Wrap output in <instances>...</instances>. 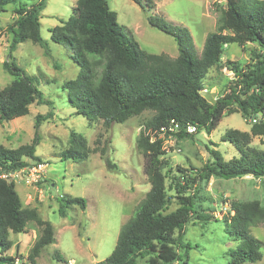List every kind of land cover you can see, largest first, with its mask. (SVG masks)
Masks as SVG:
<instances>
[{"label": "trees", "instance_id": "trees-1", "mask_svg": "<svg viewBox=\"0 0 264 264\" xmlns=\"http://www.w3.org/2000/svg\"><path fill=\"white\" fill-rule=\"evenodd\" d=\"M46 1L0 0V13L13 5L17 14L8 26L13 39L8 59L3 63L15 78L0 89V121L28 114L35 101L45 102L38 78L15 63L13 51L27 40L50 50L41 33ZM134 1L144 7L141 0ZM164 20L152 16L150 23L175 38L177 57L142 49L133 36L124 32L109 0H77L73 15L50 28L51 39L69 48L80 66L78 77L72 81L71 94L78 114L102 119L110 127L144 110L155 112L137 139L151 187L123 224L111 254L99 264H187L192 243L184 238L185 227L192 221L202 226L220 221L214 210L204 206L201 194L204 183L212 176L226 179L264 176V149L246 145L239 138L245 133L238 130H230L223 136V140L237 147L238 156L226 160L220 150L210 148L212 159L200 168L189 169L171 165L164 157L165 138L159 136L161 127L172 125L173 120L179 129L166 132L165 137L172 133L178 138H188L202 130L212 132L224 116L234 112H240L252 124L253 135H264V0H226L217 30L208 33L201 53L197 52L187 27ZM226 30L231 33H224ZM233 43L256 45L249 63L240 65L223 60L226 48ZM214 66L218 70L227 66L234 77L226 73L225 90L212 101L202 89L207 85L208 71ZM51 116L52 112L38 114L37 125ZM188 125H195L197 131L188 132ZM71 136L73 146L64 152V157L75 161L87 159L90 150L86 138L75 131ZM38 142L36 134L32 144L15 149L0 145V264H26L22 261L23 254H18L19 246L16 255L7 251L13 244L10 233L27 232L29 222L41 227V235L28 257L32 264H36L45 246L56 241L52 222L43 219L37 208H25L15 182L2 177L31 163H42L36 154ZM106 162L112 167L108 158ZM168 175L173 194L167 187ZM173 199H177L178 207L170 210ZM71 205L86 209L87 200L60 196L62 216H67ZM231 206L235 214L227 221L226 232L233 240L241 241V245L229 250L228 264L261 260L263 243L251 233L250 227L264 222V208L234 201Z\"/></svg>", "mask_w": 264, "mask_h": 264}, {"label": "rangeland", "instance_id": "rangeland-1", "mask_svg": "<svg viewBox=\"0 0 264 264\" xmlns=\"http://www.w3.org/2000/svg\"><path fill=\"white\" fill-rule=\"evenodd\" d=\"M142 7L134 0H109L110 7L118 14L124 32L133 36L141 48L149 53H165L171 57L179 54L175 38L153 26L152 16L163 22L187 27L198 53L202 52L208 33L216 31L226 0H141ZM77 0H47L42 11L41 33L49 42V51L31 40L17 45L13 60L29 75L36 76L44 93V103L35 101L28 114L9 121H0V145L15 149L32 144L39 136L36 154L44 164L41 178L35 184H26L18 178L15 186L25 208H37L41 217L50 220L55 229V243L44 247L36 264H99L113 251L123 224L135 213L151 185L144 169L143 151L137 139L145 122L155 113L144 110L123 123L107 127L102 119H89L77 113L72 102V81L80 73V66L73 52L64 44L51 39L50 28L69 19ZM17 18L14 6L0 13V89L15 78L5 67L13 34L9 24ZM224 33H231L226 30ZM255 44L240 46L230 44L223 60L240 65L251 61ZM228 74V73H227ZM223 70L211 67L206 76L210 90L205 96L214 101L225 90L227 75ZM52 112V116L37 125V115ZM230 130L245 133L239 138L251 147L264 149V135H253L252 124L240 112L222 118L212 131L202 130L193 137H165L164 157L174 168L204 166L212 159L210 148L220 150L226 160L238 156L239 150L223 136ZM82 134L87 140L89 155L75 161L64 157L72 145V132ZM106 158L112 163L107 165ZM32 162L33 159L25 157ZM34 162V160H33ZM34 164V163H31ZM167 170V169H165ZM171 175L167 178L170 194ZM206 209L214 210L220 221L206 226L192 221L184 229V238L192 243L187 264H228V252L241 245L226 232L227 221L235 214L231 202H244L264 208V176L247 175L236 178L212 176L201 192ZM82 197L87 200L86 209L71 205L67 216L60 214V196ZM178 207L173 199L170 210ZM251 233L260 239L262 259L244 264H264V222L250 227ZM41 227L36 222L27 224V232L9 235L13 242L7 251L10 255L23 254L22 261L29 260L31 247L39 239ZM180 264H186L180 262Z\"/></svg>", "mask_w": 264, "mask_h": 264}, {"label": "built area", "instance_id": "built-area-1", "mask_svg": "<svg viewBox=\"0 0 264 264\" xmlns=\"http://www.w3.org/2000/svg\"><path fill=\"white\" fill-rule=\"evenodd\" d=\"M225 73H228V75L233 78L234 77V72L230 70L227 66L224 68ZM210 89L208 86L202 89V93L205 95L206 92H208ZM254 122L256 119L253 120ZM172 125L169 126H163L161 127L160 133L166 134V132L171 131V132H177L179 129V125L174 122V120L171 123ZM174 124V125H173ZM186 130L190 133H195L197 131V127L195 125H188L186 127ZM173 135L172 133L169 134ZM43 163H35L31 165H27L21 169L2 174V177L8 179L9 181H16L18 178L23 179V181L26 184H35L39 181L41 178V171L43 170Z\"/></svg>", "mask_w": 264, "mask_h": 264}]
</instances>
